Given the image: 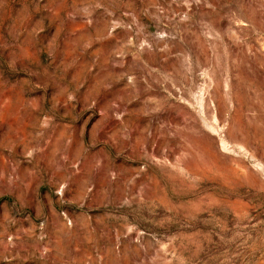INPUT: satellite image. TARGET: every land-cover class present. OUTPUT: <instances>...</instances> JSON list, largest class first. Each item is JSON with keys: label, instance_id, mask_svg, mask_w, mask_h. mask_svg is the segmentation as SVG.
Instances as JSON below:
<instances>
[{"label": "rangeland", "instance_id": "374dc122", "mask_svg": "<svg viewBox=\"0 0 264 264\" xmlns=\"http://www.w3.org/2000/svg\"><path fill=\"white\" fill-rule=\"evenodd\" d=\"M0 264H264V0H0Z\"/></svg>", "mask_w": 264, "mask_h": 264}]
</instances>
